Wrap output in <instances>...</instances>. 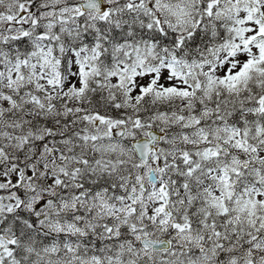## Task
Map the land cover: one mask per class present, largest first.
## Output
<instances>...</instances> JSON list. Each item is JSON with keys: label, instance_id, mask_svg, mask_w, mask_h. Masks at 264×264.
Wrapping results in <instances>:
<instances>
[{"label": "snow or ice", "instance_id": "1", "mask_svg": "<svg viewBox=\"0 0 264 264\" xmlns=\"http://www.w3.org/2000/svg\"><path fill=\"white\" fill-rule=\"evenodd\" d=\"M0 264H264V0H0Z\"/></svg>", "mask_w": 264, "mask_h": 264}]
</instances>
